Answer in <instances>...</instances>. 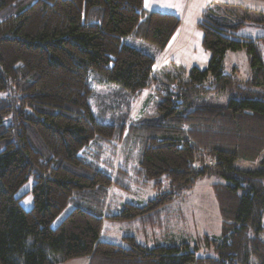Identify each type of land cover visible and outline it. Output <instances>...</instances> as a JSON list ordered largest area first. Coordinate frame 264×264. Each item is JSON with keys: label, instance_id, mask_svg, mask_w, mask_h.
Masks as SVG:
<instances>
[{"label": "trees", "instance_id": "obj_1", "mask_svg": "<svg viewBox=\"0 0 264 264\" xmlns=\"http://www.w3.org/2000/svg\"><path fill=\"white\" fill-rule=\"evenodd\" d=\"M145 1L0 0V264L81 257L89 264H264V159L253 170L236 167L264 153V35L240 36L246 21L227 25L206 9L198 26L211 52L207 68L193 67L168 89L155 118L127 124L128 106L117 124L100 121L90 105V73L120 86L122 96H113L121 108L128 95L138 98L151 86L156 63L124 37L165 49L181 25L177 14L146 12ZM259 13L253 23L264 28ZM243 48L246 80L237 68L223 69L227 52ZM223 92L230 96L225 106L206 100ZM139 142L136 168L121 166L115 154L104 158L105 144L128 149ZM210 175L225 180L213 185L221 235L204 238L216 256H200L188 244L149 248L134 237L127 245L100 239L113 184L130 189L140 177L159 189L167 179L170 190L113 216L132 219L159 211ZM32 176L34 205L26 210L17 194Z\"/></svg>", "mask_w": 264, "mask_h": 264}, {"label": "rangeland", "instance_id": "obj_2", "mask_svg": "<svg viewBox=\"0 0 264 264\" xmlns=\"http://www.w3.org/2000/svg\"><path fill=\"white\" fill-rule=\"evenodd\" d=\"M199 1L197 0V2ZM207 1H209L208 6L212 7L213 15L219 22L233 26L246 21V24L241 26L237 32L240 36L255 40L264 35V28L253 23V20L261 17L260 10L253 7L264 9V0H258L260 3L253 0ZM168 5V0H147L145 10L148 12L157 6L165 7L164 9H167V7L175 9L174 6ZM202 15L201 12L195 13L194 11L185 21L186 34L192 36L189 45L182 41L167 46L165 49H160L156 45L133 35L124 37L123 44L143 50L155 58L156 63L151 86L147 87L138 98L128 95L126 100L120 104L121 108H119L118 100H121L119 97L122 96L120 86L108 84L100 74L92 71L89 76V83L92 88L90 105L95 117L106 123L117 124L119 116L128 110V106L132 107V112L126 120L127 124L157 117L160 113L158 109L159 102L164 99L168 89L174 91L176 86L186 81L193 67L204 70L209 64L211 52L203 47V32L197 26ZM235 68L238 69L237 76L241 80L249 78L250 61L246 49L227 52L223 69L225 73L231 74ZM113 95L119 96L118 99ZM128 99L131 101L130 105L125 103ZM206 100L211 105L225 106L229 103L230 96L225 92L211 93L206 96ZM111 146L116 147L115 153H111ZM122 146L121 143L105 144L104 158L115 154L117 163H120L121 166L126 168L138 167L143 144L141 142L133 143L128 149H124ZM127 159L129 164L126 165L125 161ZM263 159L264 153L256 161L238 160L236 167L242 170H253L261 166ZM34 181L32 176L17 194V197H21L20 203L26 210L32 209L34 205L32 194ZM224 182L225 180L217 175L202 177L193 188L175 196L173 201L163 206L159 211L132 219L113 216L122 214V209L127 203L142 206L159 194L170 190L167 179L162 178L163 184L159 189L155 187L154 181L144 183V179L140 177L138 183L135 181L130 189L113 184L110 188L107 207L103 216L104 226L100 239L106 242L127 245V237H134L138 243L149 248L174 245L186 248L183 244H188V248L198 252L200 256H216L214 250L207 245L204 238L209 236L211 239H217L221 235L222 218L213 185ZM73 208L74 205L70 204L52 226L57 227Z\"/></svg>", "mask_w": 264, "mask_h": 264}, {"label": "crops", "instance_id": "obj_3", "mask_svg": "<svg viewBox=\"0 0 264 264\" xmlns=\"http://www.w3.org/2000/svg\"><path fill=\"white\" fill-rule=\"evenodd\" d=\"M253 1L260 3V1H258V0H253ZM146 2H147V0L145 1V4H146ZM196 2H197V0H168V3H169L168 6H174L175 9H170L173 7H167V9H164L165 7L163 8V7H159V6L154 7L153 10H159V11H163V12H167V13H174V14H177L178 16L181 17V20H182L181 25H180L179 29L177 30V32L175 33V35L173 36V38L171 39L168 46H170L172 44H178L182 41H184V43L186 45L190 44L192 36H188L186 34L185 21H187V19L191 16V14L194 11H195V13L201 12L203 14V12L206 9L211 8L210 6H208L209 1H207V0H200L199 2H197V4H196ZM155 8H157V9H155ZM204 8H206V9H204ZM253 8H255L257 10L264 11V9H261L258 7H253ZM153 10H151V11H153ZM197 21H198V19H197ZM198 23H197V26H198ZM62 264H89V260L85 257H81V258H76V259L70 260V261L62 263Z\"/></svg>", "mask_w": 264, "mask_h": 264}]
</instances>
